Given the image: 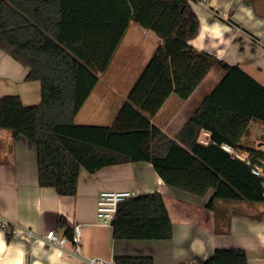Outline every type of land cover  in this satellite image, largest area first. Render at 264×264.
<instances>
[{
    "label": "trees",
    "instance_id": "1",
    "mask_svg": "<svg viewBox=\"0 0 264 264\" xmlns=\"http://www.w3.org/2000/svg\"><path fill=\"white\" fill-rule=\"evenodd\" d=\"M163 41L109 124L78 123L77 116L109 66L131 22ZM200 21L192 0H0V47L39 81L42 100L19 95L0 100V128L23 135L38 149L39 182L76 195L82 168L91 174L112 165L150 162L170 186L200 197L206 206L246 200L264 204V177L252 172L264 150L241 143L253 119L264 123V84L191 43ZM224 74L176 136L153 118L175 93L189 98L211 69ZM210 141L203 143V131ZM250 153L251 164L223 148ZM64 223V219L59 220ZM163 194H138L119 204L116 240L173 237ZM10 237V233L8 234ZM201 264H249L245 249L217 248ZM117 264H155L152 256H115ZM183 264V263H182Z\"/></svg>",
    "mask_w": 264,
    "mask_h": 264
},
{
    "label": "crops",
    "instance_id": "2",
    "mask_svg": "<svg viewBox=\"0 0 264 264\" xmlns=\"http://www.w3.org/2000/svg\"><path fill=\"white\" fill-rule=\"evenodd\" d=\"M192 6L200 28L190 43L227 63L240 64L264 84V0H208ZM162 41L153 30L132 21L76 121L111 124ZM28 71L0 47V100L19 95L26 105L41 102V83L27 81ZM223 74L221 66H214L189 98L171 94L153 122L176 136ZM260 122L251 121L243 145L264 147ZM200 141L208 143L210 134L204 130ZM104 189L161 192L174 224L173 237L116 240L113 225L101 223L97 216ZM212 194L200 197L172 187L152 163L134 162L107 166L94 174L82 168L77 194L61 195L54 187L40 185L35 142L0 128V264H88L91 258L114 261L120 255L152 256L155 264H182L194 258L205 261L217 248L245 249L249 264H264V204L219 201L215 210L206 206ZM76 222L82 225L79 249L74 243L60 247L47 242L46 234L53 230L60 237H72Z\"/></svg>",
    "mask_w": 264,
    "mask_h": 264
},
{
    "label": "built area",
    "instance_id": "3",
    "mask_svg": "<svg viewBox=\"0 0 264 264\" xmlns=\"http://www.w3.org/2000/svg\"><path fill=\"white\" fill-rule=\"evenodd\" d=\"M208 0H192V2H196L199 4H206ZM206 133L210 134L208 131ZM207 142V141H205ZM223 148L228 152L232 153L235 157L246 161L247 163L251 164V156L250 153L240 150L234 149L230 145L224 144ZM252 172L256 175L264 177V165L263 161L260 163H255L252 165ZM138 195V192L135 190H115V189H104L101 190L98 197V204H97V216L98 220L106 225H112L113 221L116 218V214L118 211L119 204L122 201H125L128 198L134 197ZM0 224H2V219H0ZM6 229H8V225H4ZM81 228L82 225L79 222H76L73 226L74 234L72 237L69 236H58L56 232L49 231L46 234V239L48 243L59 245L60 247H64L68 243L76 244V248H80L81 244ZM115 261H106L102 258H91L88 260V264H114ZM183 264H201L197 258L192 259L189 262Z\"/></svg>",
    "mask_w": 264,
    "mask_h": 264
},
{
    "label": "rangeland",
    "instance_id": "4",
    "mask_svg": "<svg viewBox=\"0 0 264 264\" xmlns=\"http://www.w3.org/2000/svg\"><path fill=\"white\" fill-rule=\"evenodd\" d=\"M215 66H217V65H215ZM260 123H262V122H260ZM255 131H259V130L256 129ZM253 138H254V136H253ZM260 148L264 150V147L260 146Z\"/></svg>",
    "mask_w": 264,
    "mask_h": 264
},
{
    "label": "water",
    "instance_id": "5",
    "mask_svg": "<svg viewBox=\"0 0 264 264\" xmlns=\"http://www.w3.org/2000/svg\"><path fill=\"white\" fill-rule=\"evenodd\" d=\"M115 220L113 221L112 225H114Z\"/></svg>",
    "mask_w": 264,
    "mask_h": 264
}]
</instances>
